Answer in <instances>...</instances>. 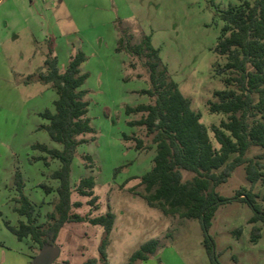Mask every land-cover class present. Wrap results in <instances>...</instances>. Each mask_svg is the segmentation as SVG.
<instances>
[{"label":"rangeland","instance_id":"rangeland-1","mask_svg":"<svg viewBox=\"0 0 264 264\" xmlns=\"http://www.w3.org/2000/svg\"><path fill=\"white\" fill-rule=\"evenodd\" d=\"M2 0L0 2V264H31L38 246L29 239L18 240L5 224L17 227L25 221L16 213L21 194L35 209L36 221L46 226L57 196L46 194L43 186L54 190L58 181L52 174L59 162L32 146L45 145L61 150L51 142L39 116L53 112L56 94L41 84L37 75L44 72V61L52 50L59 71L63 72L78 51L86 61L80 71L87 75L82 91L88 103L87 115L92 132L77 137L80 144L71 163L70 184L74 190L81 179L92 178L96 209L89 198L74 191L71 203H79L71 214L99 218L111 213L114 227L108 236V264H127L130 257L148 241L157 250L146 261L133 264H210L202 244L197 220L164 216L149 207L135 193H144L139 177L152 167L155 146L143 128L128 126L140 118L125 115L126 107L149 103L140 94L149 89L145 59L125 53L127 46L139 44L143 36L159 51L161 63L178 85L191 110L201 115L215 147L211 126L226 120L211 114L208 102L224 91L225 75L217 71L226 58L216 52L224 23L220 13L238 0ZM121 41V42H120ZM123 49L117 51V49ZM142 141L140 151L134 141ZM247 158L264 163V151L252 147ZM192 175L183 173V179ZM20 181V183H19ZM244 188L254 193L264 209V181L250 185L243 167H237L215 191L230 198ZM251 210L242 203L220 206L211 222L209 235L219 264H264V225L249 224ZM253 227L260 238L251 243ZM240 230L239 234L236 231ZM105 237L100 226L86 222L67 223L55 242L60 255L54 264L99 262V247Z\"/></svg>","mask_w":264,"mask_h":264},{"label":"trees","instance_id":"trees-1","mask_svg":"<svg viewBox=\"0 0 264 264\" xmlns=\"http://www.w3.org/2000/svg\"><path fill=\"white\" fill-rule=\"evenodd\" d=\"M238 1L241 2L239 6L229 5L220 13L224 25L216 52L226 58V63L217 73L226 76L223 80L226 89L213 94L217 102H208L211 114L226 117L210 128L217 147L213 145L208 129L201 124V115L191 110L190 101L182 96L178 85L171 80L161 63L159 51L151 45V37L143 36L139 44L134 47L128 45L125 50L127 54L146 60L150 85L149 89L140 92L148 97V104L125 108L126 116L140 114L138 120L127 124L143 128L155 146L152 167L139 177L138 186L143 187L144 193H135V188L129 192L140 196L149 207L158 209L164 216L197 220L210 264H219L209 229L220 206L245 204L253 214L248 223L264 225V209L257 205L254 193L241 188L226 198L215 191L226 183L237 167L244 168L250 185L264 181V163L260 159L247 158L252 147L264 151V0ZM122 50L120 47L117 49ZM85 61V55L78 51L61 72L49 49L44 72L36 78L52 88L56 100L53 101V112L45 110L39 116L47 122L41 130L47 133L51 142L60 145L61 150L40 144L32 148L59 162L58 170L51 176L58 181V186L54 190L43 186L45 193L54 192L57 200L53 212L46 216V226L38 224L34 207L20 192L19 181L18 208L15 211L25 221L19 222L17 227L5 226L18 240L29 239L37 245L38 251L44 245L55 246L60 230L67 223L86 222L100 226L105 237L99 247V262L108 264L106 246L115 216L108 213L91 219L71 214L73 207L80 206L79 203H71L73 191L80 197L89 198L88 205L97 208L92 178L81 179L74 190L70 184L72 160L77 147L85 142L77 140V137L92 132L86 117V92L81 90L87 79V75L80 71ZM124 140L134 141L136 151L143 147L137 138L124 137ZM183 173L191 174V179L184 180ZM239 233L240 230L236 231ZM259 238L260 229L253 227L251 243H256ZM157 247L155 241L144 243L127 264L146 261ZM85 264H97V260H89Z\"/></svg>","mask_w":264,"mask_h":264},{"label":"water","instance_id":"water-1","mask_svg":"<svg viewBox=\"0 0 264 264\" xmlns=\"http://www.w3.org/2000/svg\"><path fill=\"white\" fill-rule=\"evenodd\" d=\"M60 255L57 246L44 245L32 259L31 264H54Z\"/></svg>","mask_w":264,"mask_h":264},{"label":"crops","instance_id":"crops-1","mask_svg":"<svg viewBox=\"0 0 264 264\" xmlns=\"http://www.w3.org/2000/svg\"><path fill=\"white\" fill-rule=\"evenodd\" d=\"M2 0H0V2H1ZM32 3V0L30 1V4ZM21 222H24V221H21ZM113 227H114V224H113ZM113 230V229H112ZM112 232V231H111Z\"/></svg>","mask_w":264,"mask_h":264}]
</instances>
